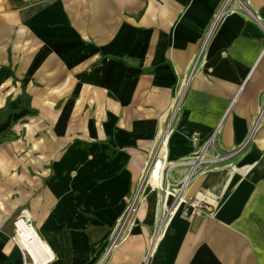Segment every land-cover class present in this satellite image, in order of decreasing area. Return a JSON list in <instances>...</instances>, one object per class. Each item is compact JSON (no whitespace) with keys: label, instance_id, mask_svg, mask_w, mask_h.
Listing matches in <instances>:
<instances>
[{"label":"crops","instance_id":"crops-1","mask_svg":"<svg viewBox=\"0 0 264 264\" xmlns=\"http://www.w3.org/2000/svg\"><path fill=\"white\" fill-rule=\"evenodd\" d=\"M246 2L212 27L223 0H0V216L24 210L47 264H264V115L249 137L264 95V0ZM197 56L167 160L194 157L193 129L199 144L214 134L209 159L238 149L185 193L218 207L177 213L153 247L162 196L148 187L108 250ZM1 225L0 264H23Z\"/></svg>","mask_w":264,"mask_h":264},{"label":"built area","instance_id":"built-area-1","mask_svg":"<svg viewBox=\"0 0 264 264\" xmlns=\"http://www.w3.org/2000/svg\"><path fill=\"white\" fill-rule=\"evenodd\" d=\"M232 1H235V0H223V3L221 4L220 8L218 9L215 15L212 27L216 25V23L220 20V18L226 12L233 10L229 7ZM236 1H238L239 9L248 11L246 0H236ZM198 62H199V58L197 56L195 60L193 61V63L191 64L188 73L182 79V82L180 84L179 90L177 91L176 97L169 109V116L166 121V124H164L159 129L157 138L155 141V147L153 151L149 153V159L146 161L142 169V176H141L142 184L141 185H144L146 180L148 179V177H146L147 175L146 173H147V170L150 168L153 159L159 156L157 151L159 149L162 138L166 134L170 135L172 132V122L180 108V105L185 95L186 89L190 83V80L194 74V71L198 65ZM263 115H264V95L262 97L261 105L259 107L257 116L250 129L249 137L256 130ZM218 129H219V126L217 127V131ZM199 136H200V132L197 129H193L187 132L186 134V138L195 147V155L193 158H189L186 160H180V161H169V162H167V159H164L165 170L169 171L171 169H175L179 167H184L186 170L184 174L182 175V177L179 178L178 180H172L169 177V180L172 183V186H171L172 188H169L163 184L164 172H165L164 170L162 173V182L160 183L159 186H156L159 190L162 191L163 195L161 198V212L157 218L156 226L152 234L153 247L162 238V236L164 235L167 229V226L169 225V223L171 222V220L174 218V216L177 213H179L184 218H192L202 212L211 214L218 207L219 197L217 196L204 198L201 195H194L193 197H187L185 193L188 187L190 186L192 180L196 176L206 173L209 170V168L213 165L214 162H216L217 160L226 158L228 155L233 154L238 149L236 151L229 153L228 155L218 156L216 158L209 159L206 157V151L210 143L214 139V134L210 136L203 144L198 143ZM139 198H140V194L138 190L131 197L129 201V206L127 207L124 213V218H122V222L116 234L114 235L113 240L108 250L117 244V242L120 239L121 232L123 231L124 227H126L127 223L129 222V226L133 223L132 220L134 219L135 213L137 211V202ZM20 218L27 225L31 226L35 230V234L38 236V239L39 240L41 239L36 229L33 227V225L31 224V222L29 221L28 217L25 214H20L19 217L15 219V221L13 222V230L10 235V240L15 245H17V247L19 248L21 256H22V263L23 264H47L49 263L53 259V256L50 250L46 252L45 255L47 256L44 258L43 254L39 255L37 251L34 249V253L36 255V258H34L33 255L26 248H23L21 246L20 244L21 235L19 232V227L17 225V222Z\"/></svg>","mask_w":264,"mask_h":264},{"label":"bare ground","instance_id":"bare-ground-1","mask_svg":"<svg viewBox=\"0 0 264 264\" xmlns=\"http://www.w3.org/2000/svg\"><path fill=\"white\" fill-rule=\"evenodd\" d=\"M167 143H168V134H166L160 143L158 149V155L153 159L150 168L147 170V175L150 183L154 186H159L162 182V173L165 170V162L164 159H167ZM17 225L19 227L20 232V244L23 248H26L34 258L36 255L34 253V249L37 251L39 255L43 254L44 258L48 250L45 245L38 239V236L35 234V230L27 225L21 218L18 220Z\"/></svg>","mask_w":264,"mask_h":264},{"label":"rangeland","instance_id":"rangeland-1","mask_svg":"<svg viewBox=\"0 0 264 264\" xmlns=\"http://www.w3.org/2000/svg\"><path fill=\"white\" fill-rule=\"evenodd\" d=\"M24 122H26V123L28 124V120H27V119H24V118H21V119L15 121L14 123H13V121H11V124L14 126V125H16V124H21V123H24ZM165 124H166V123H165ZM167 162H169V160H167ZM176 169H177V168H175V169H171V170H169V171H168V170H165V172H164V182H163V184L166 185V186L169 187V188H172V187H171V186H172V183H171V181L169 180V177H170L172 180H177V177H178L177 172H179V170H176ZM175 170H176V171H175ZM182 175H183V174H182ZM181 177H182V176H181ZM181 177H180V178H181ZM141 184H142V181L140 180L139 185L134 189V192H133L132 194H135L136 191L139 190V194H140V197H141V196H142V193L144 192V190H146V188L150 187V188H154V189H156L157 191H159V192L161 193V196L163 195L162 191L159 190L156 186L152 185V184L150 183L149 179L146 180V182H145L144 185H141ZM128 206H129V199H128V203H127V206H126L125 210H124L123 213L118 217V219H117V221H116V223H115V225H114V227H113V229H112V231H111V233H110V238H109L110 243H109V246L111 245V242H112V240H113V237H114V235L116 234V232H117V230H118V228H119V226H120V224H121V222H122V218H124V213H125V211H126V209H127ZM21 213H24V210L22 211V209H21L20 211H18V212H13V213H11V214L8 215V216H4V217L0 216V222H1V224H2L1 227H2L3 231H4L5 233H7V235L11 233V230L13 229V222L15 221V219H16L17 217H19V215H20ZM132 222H133V220H132ZM132 224H133V223H132ZM132 224H131V225H132ZM131 225L129 226V222L127 223L126 227H124L123 231L121 232L120 239H119V241H118L117 243L122 242L123 240H125V239L129 236ZM154 228H155V227H154ZM153 231H154V230H153ZM150 244H152V235H151V239H150ZM109 246H108L107 248H109Z\"/></svg>","mask_w":264,"mask_h":264},{"label":"trees","instance_id":"trees-1","mask_svg":"<svg viewBox=\"0 0 264 264\" xmlns=\"http://www.w3.org/2000/svg\"><path fill=\"white\" fill-rule=\"evenodd\" d=\"M6 134H8V131L3 132V133H1L0 135H1V136H5Z\"/></svg>","mask_w":264,"mask_h":264}]
</instances>
